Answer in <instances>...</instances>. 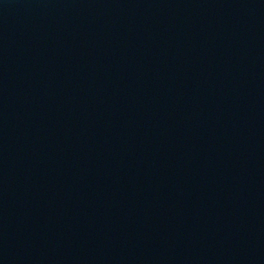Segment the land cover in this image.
Masks as SVG:
<instances>
[{
	"label": "water",
	"instance_id": "95a60500",
	"mask_svg": "<svg viewBox=\"0 0 264 264\" xmlns=\"http://www.w3.org/2000/svg\"><path fill=\"white\" fill-rule=\"evenodd\" d=\"M0 264H264V0H0Z\"/></svg>",
	"mask_w": 264,
	"mask_h": 264
}]
</instances>
